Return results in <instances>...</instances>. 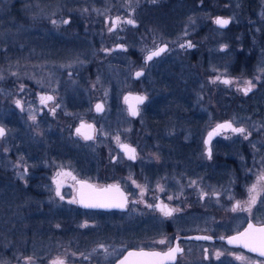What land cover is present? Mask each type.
Instances as JSON below:
<instances>
[{"label":"flooded vegetation","instance_id":"flooded-vegetation-1","mask_svg":"<svg viewBox=\"0 0 264 264\" xmlns=\"http://www.w3.org/2000/svg\"><path fill=\"white\" fill-rule=\"evenodd\" d=\"M174 3L168 0L143 2L135 13L138 24L133 26L134 31L126 32L127 59H131L143 73L132 79L129 92L143 93L147 100L139 105V113L134 117L125 97L123 99L133 119L147 107L151 121L158 122L155 124L158 154L151 157L152 161L136 164L137 146L127 142L117 148L103 145L105 147L100 146L91 153L85 152L84 142L95 139L97 124L86 120L80 112L83 108L82 91L72 83L68 90V84L64 83V92L67 90V95L71 93V96L65 98L63 106H52L57 98L55 92L45 93L35 86L31 90L24 89L21 93L24 101L19 103L25 109L22 113L10 108L9 97L4 93L6 90H1L0 110L5 114V124L0 128L5 134L0 139L5 138L10 129L12 133L8 135L7 143L12 147L11 155L24 153L30 165L20 167V171L26 168L27 176L17 177L15 187L8 189L0 202V207L3 206L0 210V264H52L57 258L63 259L65 264H120L129 252L163 253L177 245L183 252L177 254L174 262L167 264H264V256L258 251L228 242L243 233L249 223L264 224V190L258 188L257 202L251 212L242 210L247 207L246 199H250L249 189L260 183L261 176L254 181L255 165L252 166L251 161H241L238 155L230 157L228 154L227 141L231 135L239 133L223 130L209 143L206 141L214 125L229 119L226 100L212 99L210 110L217 121L207 131H201L198 126L207 115L204 117L190 108V105H195V91L192 90V76L183 71L184 63L188 61L183 58L171 62L170 58L164 63L165 58L161 55L148 60L151 53L142 55L138 51L140 45L148 41L144 35L154 32L169 38L179 31L173 19H147L148 22L139 17L138 11L147 6ZM165 29L167 31L164 32ZM155 58L163 64H157L153 61ZM71 71L69 73L73 74ZM153 86L160 87L161 92L154 90ZM251 92L254 90L247 94ZM171 95L176 98L171 101L173 104H168ZM42 97L52 99L42 101ZM98 102L103 103L101 100ZM175 103L180 109L169 106ZM109 105L111 107V101ZM218 107H221V113ZM29 109L34 112L35 119L33 116L28 118ZM165 110L168 117L173 116L168 121H172V129L162 132L157 128L164 116L157 113L156 121L153 114H163ZM24 119L27 126L23 125ZM91 122L95 124L96 136L87 139L81 126ZM15 129L19 131L13 132ZM123 144L135 149V159L129 158L130 154L121 147ZM247 148L242 146L240 157ZM55 169L59 178L51 182L49 176ZM231 169L235 170L231 177H240L224 178ZM246 170L250 171L244 172ZM131 171L137 173L141 180L130 178ZM144 173L152 177L142 178ZM182 174L189 176L180 177ZM7 175L10 176L9 173ZM7 175L0 177V188L12 181L11 178L6 179ZM161 175L171 178H161ZM58 181L60 195L35 188L57 184ZM84 181L96 187L118 185L124 190V207H85L81 203H70L81 199L82 194L84 198L88 194L89 190L81 183ZM11 190L14 193H9ZM237 202L240 207L233 211ZM165 205L175 210L171 216L160 211V207ZM140 259L130 257L129 261L136 264Z\"/></svg>","mask_w":264,"mask_h":264},{"label":"rangeland","instance_id":"rangeland-1","mask_svg":"<svg viewBox=\"0 0 264 264\" xmlns=\"http://www.w3.org/2000/svg\"><path fill=\"white\" fill-rule=\"evenodd\" d=\"M180 1H175L177 6L175 5L176 7L173 9H179L177 10V19H174L175 23L172 22L178 25L179 31L166 38L162 34L150 33L148 28L150 34L143 36L148 41L141 44L138 51L142 55H147L156 49L164 48L165 51L160 53L161 57L165 58L164 63L170 58L171 62L174 59L182 60L183 58L190 62H186L184 63L186 65L182 66L185 68L183 71L192 76L191 85L192 90L195 91L193 95L195 105H190V108L201 113L204 117L207 115L206 120L198 126L203 132L217 121L210 110L212 99L215 98V88L223 87V81L229 80L232 89L244 92L243 89L249 86L247 82L251 81V91L254 90L257 98L263 97L259 98L261 101L257 102V106L250 110V113L245 112L247 110L242 107V104L228 107L230 110L226 116L232 119L237 126L244 128L245 134L231 135L226 147H228L230 157L238 155L241 161H251L252 166L255 165L254 167L257 169L254 176L255 181L258 176L264 174V71H262L264 69V48L256 47L258 60H256L255 67L251 68V73H233L231 65L235 50L230 49L231 44L226 41L227 31L215 26L212 32L207 30V34L200 37V41L205 43L203 45L208 57H204L203 51L200 49L199 60L193 61L190 59L192 52H186L194 51L196 48L194 40L196 30L209 18L213 19L212 21L216 24L214 19L217 15L212 18L209 12L196 11L197 9L182 14L179 11L180 8L185 7V4ZM237 1L224 0L223 4L234 12V9L240 4ZM258 1L260 14L263 15L264 0ZM143 2H153V0H0V95L1 90L5 88L6 92L4 93L9 97L7 101L10 108L14 107L16 112L18 110L19 113H22L25 109L21 104H17V101H24L21 94L24 89L31 90L35 86L41 88L45 93L55 92L57 98L52 106H63L65 98L71 96V93L67 95V90L72 83L73 87H80L82 91L83 108L80 112L86 120H92L97 124L95 139L84 142L85 152L91 153L103 145L108 147L112 145L117 148L121 143L127 142L137 146L138 160L136 164L152 161L151 157L155 158L158 154L159 143L155 129V124L158 122L151 121L147 107L142 108L140 115L133 119L128 114L123 99L125 94L131 90L132 79L139 78L136 73L142 70L138 69L131 59H127L125 51L128 49L126 46L128 34L126 32L134 31L135 27L133 26L138 24L135 13ZM220 2L215 0L214 3L218 5ZM201 4L203 3L200 1L199 5ZM141 12H143L142 9L138 11L139 14ZM117 17H119V22H117ZM233 18H236L235 12ZM167 19L166 21H168ZM65 20L69 23H63ZM128 20H133L134 24L126 23ZM165 31L167 30L165 29ZM189 43L192 47H188ZM168 44H170V48ZM231 47H237V44H233ZM153 61L163 64L156 58ZM70 70L74 73L71 71L73 74H70ZM64 83L68 84L66 93L63 88L65 87ZM153 88L161 92L160 87L153 86ZM169 97L170 102L167 103L173 104L174 102L171 101L176 96ZM99 100L103 101L105 105L101 112L95 111ZM198 103L201 105L196 106ZM178 105L175 103L169 106L178 110L180 109ZM218 109L221 113V107ZM33 113L29 109L28 118L33 116ZM157 113L164 116L157 128L158 131L171 130L172 121L170 123L168 121L173 119V116L168 117L169 113L166 110L163 114L155 112L153 119L156 121ZM4 115L0 110V125L5 124ZM23 123V125L27 124L26 119L23 120ZM15 131L19 130L15 129L13 132ZM11 133V130L8 129L7 136L0 139V177L9 173L11 177L7 175L6 179H12L11 182H6L4 187L0 188V202L4 200L2 196L7 190L15 187L17 177L27 176L26 168L24 171H20V167L30 165L24 153L11 155L12 147L9 142L7 143V140L10 139L8 135ZM26 134L27 132L24 133V135ZM245 135H247V139H245ZM241 145L249 148L240 157ZM56 170L49 176L51 182H56L55 180L59 178ZM248 171L250 170L244 172ZM234 172L235 170L232 169L227 171L224 178L240 177V175L231 177L230 174ZM129 173L130 178L141 180L137 173L135 174L133 171ZM182 176L189 175H180V177ZM151 177L146 173L142 175V178L145 179ZM160 177L171 178L167 175ZM56 186L57 184L50 183L42 188L41 186L35 188L53 194L57 192ZM9 193H14V191L11 190ZM251 195L252 193L248 192V196ZM246 200L249 201V199Z\"/></svg>","mask_w":264,"mask_h":264},{"label":"trees","instance_id":"trees-1","mask_svg":"<svg viewBox=\"0 0 264 264\" xmlns=\"http://www.w3.org/2000/svg\"><path fill=\"white\" fill-rule=\"evenodd\" d=\"M171 3H174L176 0H168ZM203 4L199 5V2ZM221 1L218 5L215 0H181L185 7L180 8V13L186 14L189 10L196 11H204L209 12L210 16L214 17L216 15L223 16H231L232 21L227 28H223L227 31L228 36L226 41L230 42L231 46L233 44H237V47H231L230 49L235 50V54L233 57L232 63V72L233 73H251V68L255 67L258 60V48H264V14H260V6L258 0H238L240 4L234 9L236 13V18H233L234 12L229 9V7H225L224 0ZM175 3L172 5H164V6H153V7H145L142 9L143 12L139 14V17L143 20L149 19H159L165 20V18L169 19H177V10L179 8L173 9ZM181 16V15H180ZM212 17V18H213ZM147 20V21H148ZM213 19L209 18L206 20L203 25L196 30L195 43L196 48L194 51L188 50L186 53L192 52L193 61H198L200 57L199 50L202 49V53L204 57H208L206 50L204 49L205 44L203 41H200V37H204L207 34V30L210 32L213 31V28L217 25L212 21ZM149 22V21H148ZM203 35V36H202ZM194 42V41H193ZM186 60V59H184ZM189 62V61H188ZM190 63V62H189ZM223 87L216 88V92L214 93V97L218 99L226 100V115H228V111L230 110L228 107H236L238 104H242L247 111L249 112L255 106H257V100L262 98L263 96L257 98L254 92L249 94H245L239 92L236 89H232L229 84L223 83ZM214 89V88H213ZM236 90V91H235ZM260 101V100H259ZM256 103V105H255ZM243 110V109H241Z\"/></svg>","mask_w":264,"mask_h":264},{"label":"snow or ice","instance_id":"snow-or-ice-1","mask_svg":"<svg viewBox=\"0 0 264 264\" xmlns=\"http://www.w3.org/2000/svg\"><path fill=\"white\" fill-rule=\"evenodd\" d=\"M155 2V0H153ZM117 22H119V17H117ZM230 21L226 19L217 18L216 23L221 26H226ZM53 23H56V21H53ZM63 23H69V21L65 20ZM128 24H134L133 20L126 21ZM183 47V45H181ZM188 47H192L191 43L188 44ZM165 51L164 48H160L157 51H154L147 57L148 60H151L154 56H159L161 52ZM264 71V69H262ZM136 75L139 77L143 75L142 72H137ZM219 79V78H218ZM223 83L230 84L231 81L224 80ZM247 84L248 87H245L243 91L245 94H247L249 91H251V81H248ZM44 99H52V97L44 98L42 97L41 100ZM127 99V98H126ZM146 99V97H136V100L139 103H143V101ZM20 102L17 101V104ZM97 110H102V105H97ZM132 115H137L138 110L135 106H132L131 108ZM35 119V116L32 117ZM81 127H84L83 125ZM221 129H230L233 133H239V134H245V129L242 127H233L231 122H226L224 124L217 125L216 129L214 130L215 133H218ZM77 133H80V129H77ZM5 134L4 129L0 128V137H2ZM213 133H209V140H211ZM250 135V134H248ZM85 138H91L90 136H86ZM119 139V138H117ZM245 139H247V135H245ZM126 151H129L130 159H135V149H129L127 145H121ZM211 157V150L209 149V158ZM70 175V174H68ZM73 179H75L73 177ZM82 186L84 185V182H81ZM90 187V186H88ZM116 187V186H112ZM258 188L264 190V174L260 177V183L258 185H253L251 189H249V192L253 195L250 196L249 201L247 202V207L242 209L245 211L251 212L252 206H254L257 202V195H258ZM57 195H60L59 190V181L57 182ZM61 199H63V196H61ZM171 199V198H169ZM126 202V201H125ZM116 203V204H109V203H88L86 202L83 194L81 196V199L79 200H73L70 201V203H81L84 204L85 207H124V203ZM151 207V205H149ZM240 207L239 202H237L236 207H234L232 210L236 211L237 208ZM160 211L165 216H171L172 212L175 211L173 209H169L166 205L163 207H160ZM204 239H209V237H204ZM229 243H239L245 248H249L251 251H258L260 255L264 256V226L257 227L254 224L249 223L248 228L243 232L240 233L238 236L232 237L228 241ZM160 243H165V241H160ZM101 248L104 246L101 245ZM105 252H107V249H104ZM183 250L177 245L176 247H171L168 249L167 252H129L128 257H125L124 260L120 261V264H131L129 261L130 257H139L141 258L136 262V264H167V262L172 261L174 262L176 260L177 254L182 253ZM219 253H217V258H219ZM31 260V258H29ZM52 264H65V261L61 258H57L56 260L52 261Z\"/></svg>","mask_w":264,"mask_h":264},{"label":"water","instance_id":"water-1","mask_svg":"<svg viewBox=\"0 0 264 264\" xmlns=\"http://www.w3.org/2000/svg\"><path fill=\"white\" fill-rule=\"evenodd\" d=\"M217 18L226 19V20L230 21L226 26H221V25H218L216 23L221 28L228 27L230 25L231 21H232V17L231 16L217 15L215 17V19H214L215 22H216ZM136 97H146V96H145V94L139 93V92H129V93L126 94V96L124 98V99L127 98L126 102H127L128 107H129L131 115H132V112H131L132 106H135L136 109L138 110V113H139V109L138 108H139V105L142 104V103H139L136 100ZM146 100H147V98L143 101V103ZM97 105H102V109L104 108V104L102 102H98ZM96 111L101 112V110H97V107H96ZM137 115H132V116L135 117ZM226 122H231L233 127H237L236 125H234L235 123L232 120H230V119L221 121V122H219V124H224ZM219 124L217 123L216 125H214L209 130V133H213V135L211 137V140L214 138V136H217L223 130H230V129H221V130H219L218 133H215L214 130L216 129L217 125H219ZM95 131H96V127H95L94 123H92V122L88 123V124L84 123V132L83 133H84L85 137L86 136H90L91 138H94L96 136V132ZM209 133H208V135L206 137L207 143H209L211 141V140H209ZM91 138H87V139H91ZM123 145H125V144H123ZM132 149H134V148H132ZM124 151H126V150H124ZM126 152H127V154H130L129 151H126ZM84 185L89 190L88 194L86 193V195H85V200L88 203H109V204L113 203V204H116V203L125 202L124 199H123L124 190L121 187H119L118 185L116 187H112L113 185L111 186V184L108 185V186H105V187H96L94 184H92V183H90L88 181H84ZM88 186H90V187H88ZM103 208H111V207H103ZM261 226H264V224L263 225H258L257 227H261Z\"/></svg>","mask_w":264,"mask_h":264}]
</instances>
